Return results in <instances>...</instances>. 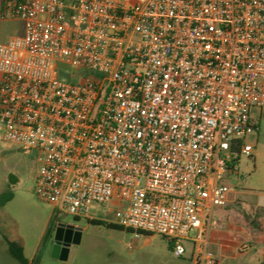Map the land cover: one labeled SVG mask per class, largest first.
Returning <instances> with one entry per match:
<instances>
[{
    "label": "built area",
    "instance_id": "2783aa9c",
    "mask_svg": "<svg viewBox=\"0 0 264 264\" xmlns=\"http://www.w3.org/2000/svg\"><path fill=\"white\" fill-rule=\"evenodd\" d=\"M9 17L24 32L0 42V131L38 151V198L75 216L111 204L117 225L184 256L229 201L238 140L253 149L264 0H4ZM195 262L217 264L203 245Z\"/></svg>",
    "mask_w": 264,
    "mask_h": 264
},
{
    "label": "rangeland",
    "instance_id": "374dc122",
    "mask_svg": "<svg viewBox=\"0 0 264 264\" xmlns=\"http://www.w3.org/2000/svg\"><path fill=\"white\" fill-rule=\"evenodd\" d=\"M23 32L24 22L20 18H0V42ZM59 69L65 81L79 82L82 78L73 75L76 69L71 63L60 62ZM253 112L258 129L245 138L253 145L252 152L239 156L225 181L240 201L264 206V112L256 108ZM38 155L35 149L25 150L6 141L0 131V264H21L8 252L6 239L22 246L30 264H192L190 242H185V255L178 257L168 237L158 233L137 236L135 231L119 227L111 204H94L89 216H75L38 198ZM59 224L72 225L80 231L79 241L69 245L65 259L52 251L53 230ZM194 235L192 230L190 236Z\"/></svg>",
    "mask_w": 264,
    "mask_h": 264
},
{
    "label": "crops",
    "instance_id": "0c3cea01",
    "mask_svg": "<svg viewBox=\"0 0 264 264\" xmlns=\"http://www.w3.org/2000/svg\"><path fill=\"white\" fill-rule=\"evenodd\" d=\"M206 212L208 226L203 238L190 243L192 264H196L195 254L200 245L213 251L217 264H260L264 255V206L240 201L231 190L226 206Z\"/></svg>",
    "mask_w": 264,
    "mask_h": 264
},
{
    "label": "trees",
    "instance_id": "16d2710c",
    "mask_svg": "<svg viewBox=\"0 0 264 264\" xmlns=\"http://www.w3.org/2000/svg\"><path fill=\"white\" fill-rule=\"evenodd\" d=\"M4 0H0V4L3 2ZM239 141V146L236 147V152H237V157L235 158H232L229 162H228V168L231 169V168H235L236 167V162L237 160L239 159V156L241 155L240 154V142L242 140H238ZM230 162H232L233 164L230 165ZM10 194L6 197V199L10 198ZM92 222H101L99 220H96V219H91ZM111 225H114V224H111ZM117 226V225H116ZM119 227H122V226H119ZM122 228H125V227H122ZM128 230H132L130 228H127ZM134 231V230H132ZM140 233H151V232H146V231H139ZM166 237H168L170 239V243H171V247H173V243H172V239L171 237L167 236V235H164ZM7 241V248H8V252L10 253V255L12 257H14L16 260H18L21 264H28L29 261L28 259L26 258V256L24 255L23 253V248L21 245H19L18 243H16L15 241H11L9 239H6ZM260 264H264V255H263V258L260 262Z\"/></svg>",
    "mask_w": 264,
    "mask_h": 264
},
{
    "label": "water",
    "instance_id": "95a60500",
    "mask_svg": "<svg viewBox=\"0 0 264 264\" xmlns=\"http://www.w3.org/2000/svg\"><path fill=\"white\" fill-rule=\"evenodd\" d=\"M62 227L74 228L72 225L59 224V228H58L57 234L55 236L56 242L53 245L52 251H53L54 255H56L62 259H65V258H67V255H68L69 243H66L67 242L66 239L64 238V240H63L62 237H59V235H58L59 229H61ZM76 231L80 233L78 228H76ZM79 237H80V235L77 237V239H74V241H79ZM62 241H63V243H62Z\"/></svg>",
    "mask_w": 264,
    "mask_h": 264
},
{
    "label": "flooded vegetation",
    "instance_id": "af4514ba",
    "mask_svg": "<svg viewBox=\"0 0 264 264\" xmlns=\"http://www.w3.org/2000/svg\"><path fill=\"white\" fill-rule=\"evenodd\" d=\"M58 228H59V225H56L54 227L53 243L56 242L55 236L57 234ZM58 235H59V237H62L63 240L65 238L67 241L66 243H69V245H71L74 242V239H77V237L80 235V233L76 231V227H74V228L62 227L61 229H59ZM62 243H63V241H62Z\"/></svg>",
    "mask_w": 264,
    "mask_h": 264
}]
</instances>
